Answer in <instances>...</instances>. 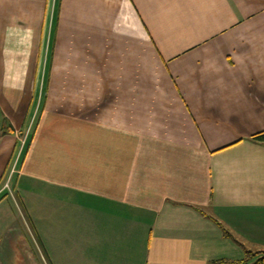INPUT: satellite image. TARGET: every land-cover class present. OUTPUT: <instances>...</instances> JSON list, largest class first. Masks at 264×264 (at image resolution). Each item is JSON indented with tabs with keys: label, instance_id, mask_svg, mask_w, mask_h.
Segmentation results:
<instances>
[{
	"label": "crops",
	"instance_id": "1",
	"mask_svg": "<svg viewBox=\"0 0 264 264\" xmlns=\"http://www.w3.org/2000/svg\"><path fill=\"white\" fill-rule=\"evenodd\" d=\"M259 134L264 0H0V264H252Z\"/></svg>",
	"mask_w": 264,
	"mask_h": 264
},
{
	"label": "rangeland",
	"instance_id": "2",
	"mask_svg": "<svg viewBox=\"0 0 264 264\" xmlns=\"http://www.w3.org/2000/svg\"><path fill=\"white\" fill-rule=\"evenodd\" d=\"M23 150V148H22ZM17 158L14 160V163L12 165V167L9 169V171L5 174V176L3 177V180L1 178V184L0 187H3V184L6 185L7 183H9L10 187H13V183L15 182V165L17 164ZM8 187V191L10 192V190L12 188Z\"/></svg>",
	"mask_w": 264,
	"mask_h": 264
},
{
	"label": "trees",
	"instance_id": "3",
	"mask_svg": "<svg viewBox=\"0 0 264 264\" xmlns=\"http://www.w3.org/2000/svg\"><path fill=\"white\" fill-rule=\"evenodd\" d=\"M256 137L264 139V134H259ZM243 264H248V262H245ZM252 264H264V254H260V257L255 262H253Z\"/></svg>",
	"mask_w": 264,
	"mask_h": 264
},
{
	"label": "built area",
	"instance_id": "4",
	"mask_svg": "<svg viewBox=\"0 0 264 264\" xmlns=\"http://www.w3.org/2000/svg\"><path fill=\"white\" fill-rule=\"evenodd\" d=\"M8 187H10L9 183H7V184L5 185V188H8Z\"/></svg>",
	"mask_w": 264,
	"mask_h": 264
}]
</instances>
